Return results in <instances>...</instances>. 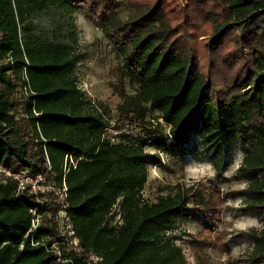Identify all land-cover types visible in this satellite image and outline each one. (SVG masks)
Instances as JSON below:
<instances>
[{
	"label": "trees",
	"instance_id": "obj_1",
	"mask_svg": "<svg viewBox=\"0 0 264 264\" xmlns=\"http://www.w3.org/2000/svg\"><path fill=\"white\" fill-rule=\"evenodd\" d=\"M52 8L83 10L119 51L131 92L118 90L116 123L139 126L146 141L104 137L109 111L86 100L73 75L80 55L34 32V15ZM193 137L217 173L239 144L246 210L264 220V0H0V166L67 189L61 201L55 191L17 196L14 181L0 179V264H184L165 235L187 220H202L203 237L214 231L221 199L212 182L177 183L153 203L142 190L159 151L184 157ZM62 205L78 248L61 243ZM34 209V240L57 242L61 261L24 238ZM251 235L249 260L264 264V229Z\"/></svg>",
	"mask_w": 264,
	"mask_h": 264
},
{
	"label": "rangeland",
	"instance_id": "obj_2",
	"mask_svg": "<svg viewBox=\"0 0 264 264\" xmlns=\"http://www.w3.org/2000/svg\"><path fill=\"white\" fill-rule=\"evenodd\" d=\"M128 14L123 4L118 17L126 19ZM33 23L35 33L68 43L80 55L73 75L86 100L102 104L109 111L111 125L104 137L113 143L118 142L119 136L123 134L138 141H146V133L139 126L116 123V107L120 103L118 90L122 86L127 92H131V89L121 78L122 60L119 51L85 16L84 11L75 10L68 14L59 8H52L35 14ZM152 124L153 128L160 129L168 136V128L160 119L152 120ZM145 150L156 152L149 146ZM186 150L184 157L179 154V149L174 150V157L163 150L159 151L160 163L147 167V181L142 196L146 202L153 203L160 196L167 195L169 188L177 183L189 185L201 182L208 185L211 181L216 196L221 199L218 211L220 221L206 237L201 235L202 220H187L178 223L173 231L166 233L165 238L181 249L184 264H254L248 256L254 244L251 230L264 229V220L246 210L245 189L248 181L238 172L244 155L239 144L226 153L223 169L219 173L214 170L211 159L202 155L198 137L191 139ZM47 183L49 186L55 185L52 180ZM57 200L61 201L60 196ZM57 220L60 221V218ZM110 225L116 228L121 225L118 207L112 211ZM194 247L201 252L200 256Z\"/></svg>",
	"mask_w": 264,
	"mask_h": 264
},
{
	"label": "built area",
	"instance_id": "obj_3",
	"mask_svg": "<svg viewBox=\"0 0 264 264\" xmlns=\"http://www.w3.org/2000/svg\"><path fill=\"white\" fill-rule=\"evenodd\" d=\"M72 162V161H71ZM48 172H50V166L48 164ZM0 179L5 182L6 179H11L14 181L16 186L15 194L18 195H39V194H47L50 191H55L58 196H60L61 200L65 199L66 196V187L63 182L62 187L59 189L54 186L48 185V180L45 175H33L28 169H20L18 171H10L2 166H0ZM67 205H62L60 210L58 211L57 218H60V221L57 220L59 235L62 244H66L70 248H78V240L75 238V234L72 231L69 225V218L66 213ZM32 217L30 222V227L26 232L24 238L29 240V245L32 247L36 246H44L45 249L49 252H53L57 256V261H61V254L57 249V242L52 243L50 247L46 246L44 241L36 242L34 240L37 229L39 228L42 222V216L38 213L37 209L30 210ZM59 213L61 216H59ZM62 219V220H61ZM62 223V226L60 225ZM20 249L23 248V243L20 245ZM94 262L100 261L99 258L93 257Z\"/></svg>",
	"mask_w": 264,
	"mask_h": 264
}]
</instances>
